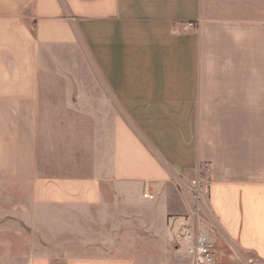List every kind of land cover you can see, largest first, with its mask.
I'll return each instance as SVG.
<instances>
[{"label": "crops", "instance_id": "obj_1", "mask_svg": "<svg viewBox=\"0 0 264 264\" xmlns=\"http://www.w3.org/2000/svg\"><path fill=\"white\" fill-rule=\"evenodd\" d=\"M203 164L220 241L264 264V0H0V182L21 205L151 200ZM114 251L1 245L0 264H137Z\"/></svg>", "mask_w": 264, "mask_h": 264}, {"label": "rangeland", "instance_id": "obj_2", "mask_svg": "<svg viewBox=\"0 0 264 264\" xmlns=\"http://www.w3.org/2000/svg\"><path fill=\"white\" fill-rule=\"evenodd\" d=\"M27 190L26 185L0 182V246L12 247L14 253L61 257L115 250L134 257L137 264H190L187 254L178 252L184 246L174 241L171 220L187 214L191 204L183 202V191L173 182L159 187L151 200L113 197L87 210L27 209L21 205L27 201ZM217 256L216 264H253L256 259L253 253H238L220 240Z\"/></svg>", "mask_w": 264, "mask_h": 264}, {"label": "built area", "instance_id": "obj_3", "mask_svg": "<svg viewBox=\"0 0 264 264\" xmlns=\"http://www.w3.org/2000/svg\"><path fill=\"white\" fill-rule=\"evenodd\" d=\"M186 29L196 28L194 21H188ZM210 165H200L198 172L187 186L179 182L178 186L190 200L187 214L174 216L171 220L174 241L184 246L191 264H216L217 245L220 240V225L207 208L210 196ZM146 198L153 199L154 194L146 192Z\"/></svg>", "mask_w": 264, "mask_h": 264}]
</instances>
